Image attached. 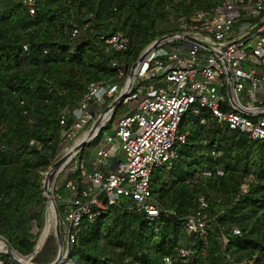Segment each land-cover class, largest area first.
<instances>
[{
	"label": "trees",
	"instance_id": "1",
	"mask_svg": "<svg viewBox=\"0 0 264 264\" xmlns=\"http://www.w3.org/2000/svg\"><path fill=\"white\" fill-rule=\"evenodd\" d=\"M27 1L0 0V236L22 256L33 252L44 227L43 174L55 162L63 131L73 123L70 113L87 86L109 81L122 87L111 60L129 69L149 44L175 33L180 18L217 2L167 9V0H34L31 16ZM75 28L79 35L73 38ZM110 32L122 33L128 51L104 52L99 37ZM200 116L203 125L191 113L182 118L178 133L186 143L178 146L170 168L156 169L151 177L155 204L175 215L149 219L131 211L128 201L110 205L102 197L105 209L93 221L83 216L70 245L75 264H236L250 259L264 264V142L228 133L205 110ZM103 131L79 154L88 170L92 155L87 148L94 159ZM205 171L212 176H204ZM69 180L76 181V174L68 171L53 191L60 219ZM200 194L209 201L204 240L183 229ZM97 211L92 206L90 213ZM234 228L240 235L233 234ZM56 245L51 235L34 262L49 264ZM189 248L194 257H178L180 249ZM0 261L12 264L7 255L0 254Z\"/></svg>",
	"mask_w": 264,
	"mask_h": 264
},
{
	"label": "built area",
	"instance_id": "2",
	"mask_svg": "<svg viewBox=\"0 0 264 264\" xmlns=\"http://www.w3.org/2000/svg\"><path fill=\"white\" fill-rule=\"evenodd\" d=\"M198 1L167 0V9ZM216 1L210 8L192 12L188 19L180 18L185 22L175 33L181 36L165 40L144 59L130 89L127 90L128 73L132 66L128 69L113 59L110 65L116 70V79L123 82L122 87L109 81L91 82L70 113L73 123L63 131V138L66 143H75L106 102L114 101L124 92L126 97L119 107L134 102L120 116L114 132L102 135L94 159L88 164L89 170L87 161L79 159L81 152L69 163L76 181L65 183L70 196L60 219L64 239L60 264H75L69 258L70 245L75 242L83 216L88 215L93 221L105 209L102 197L110 205L128 201L131 211L143 213L149 219L160 214L175 215L155 204L150 181L156 169L172 166L178 146L186 143V136L178 133L186 114L200 117L203 125L205 118L200 113L205 110L228 133L264 142V0ZM27 6L29 15H35L34 0H28ZM78 35L75 28L72 37ZM99 40L107 54L129 49L128 40L120 32L103 34ZM60 124L65 127V116ZM216 174L222 176V169ZM203 175L211 177L212 173L205 171ZM246 190L247 184H243L241 192ZM92 206L98 209L96 213H90ZM208 210L209 201L205 195H198L196 211L183 222L187 235L206 238ZM233 234L238 236L240 231L234 228ZM178 257L192 258L194 251L180 249ZM254 262L255 259H250L236 264ZM167 263L170 264L169 260Z\"/></svg>",
	"mask_w": 264,
	"mask_h": 264
},
{
	"label": "water",
	"instance_id": "3",
	"mask_svg": "<svg viewBox=\"0 0 264 264\" xmlns=\"http://www.w3.org/2000/svg\"><path fill=\"white\" fill-rule=\"evenodd\" d=\"M180 34L173 33L170 35H165L162 37L157 38L153 41L148 47H146L143 52L139 55L138 59L132 65V68L129 73L128 78V85L127 90L130 89L135 81L137 70L140 64L144 61V59L162 42L165 40H176L180 37ZM126 93H121L114 101H112L103 111L100 113L91 125L87 128L86 131V139L80 143H71L70 147L67 149L66 153L58 158L48 169L45 173L44 179L42 181V189H43V196L46 199V213H47V220L45 224V228L43 233L41 234L38 242L36 243L33 252L28 256H22L17 253L10 245V243L0 236V243L4 246V251H0V253L7 255L10 262L12 264H33L32 261L37 256V254L43 248L45 241L49 235L51 223H54V235L57 239L58 243V255L56 259L49 263V264H60V260L62 258V250L64 246V239L61 232L60 227V215L57 210V204L54 198L52 185L57 180L59 175L65 170V168L69 165V163L73 160V158L79 154L86 146H88L91 141L99 134L104 128L109 119L114 116L116 109L120 106L122 100L126 97ZM52 208L53 211V219L51 220L49 216V209ZM47 229V236H45L42 244L39 246L40 239L44 234L45 230Z\"/></svg>",
	"mask_w": 264,
	"mask_h": 264
},
{
	"label": "rangeland",
	"instance_id": "4",
	"mask_svg": "<svg viewBox=\"0 0 264 264\" xmlns=\"http://www.w3.org/2000/svg\"><path fill=\"white\" fill-rule=\"evenodd\" d=\"M183 22H185V21H184V20H183V21H179V22H178V23H179V26H180L181 24H183ZM179 26H178V27H179ZM149 45H150V44H149ZM149 45H148V46H149ZM148 46H147V47H148ZM129 73H130V69H129ZM129 73H128V76H129ZM111 102H112V100H111L110 102H106V104L104 105V107H103V109L101 110L100 113H102V111H103V110L108 106V104H110ZM133 105H134V102H130V104H129L128 106L120 107L119 110H118V112H117V114L115 115V117L113 116L112 119H111V121H110L111 124H110L109 130H108V129H107V130H104V131H103V134H106L108 131H112V132H114V130H115V128H116V123H117L118 119L120 118V116H121L123 113L127 112V111H128ZM124 109H125V110H124ZM86 131H87V129H86L85 131H83L82 133H80V134L78 135V139H79L80 137H82L83 135H85ZM70 144H71V143L63 142V145H62V147H61L60 150H59V154H58L56 160H57L58 158H60L62 155H64V154L66 153L67 149L70 147ZM87 151L90 153V155H92V160H93V154H94V151H93L91 148H87ZM62 152H63V153H62ZM56 160H55V161H56ZM68 166H69V165H68ZM68 166H67V167H68ZM67 167H66V168H67ZM66 168H65V169H66ZM84 169H85V168L83 167V170H84ZM68 171L70 172V169H69V168L66 169V171H65L64 174H63V176L60 177V175H59V177H58L57 180H56V184H55L54 187H53V191H54V189H57V188H58L59 184L64 180V176L67 174ZM44 176H45V173L43 174V179H44ZM63 195H68V197L70 196V194H69V192H68L67 190H64ZM66 200H67V199H66ZM66 200H62V202H63V203H66V202H67ZM55 201H56V200H55ZM45 203H46V202H45ZM47 217H48V216H47L46 209H45L44 227H43L41 233L39 234V236H38V238H37V240H36V243L38 242V240H39L41 234H42L43 231H44ZM36 232H37V230L34 229V233H36ZM51 235H54V223H53V222L51 223L50 232H49V235H48V237H47V239H46V241H45V244H46L48 238H49ZM54 237H55V235H54ZM55 239H56V237H55ZM56 243H57V239H56ZM45 244H44V246H45ZM35 245H36V244H35ZM44 246H43V247H44ZM53 248L55 249L56 254H55V256H53L51 262H53V261L56 259L57 255H58V249H59V248H58V243H57V245H56L55 247L53 246ZM42 249H43V248H42ZM42 249H41V250H42ZM0 254H2V253H0ZM2 255H4V254H2ZM51 262H50V263H51ZM32 263H33V264H38V263L34 262V260L32 261Z\"/></svg>",
	"mask_w": 264,
	"mask_h": 264
},
{
	"label": "bare ground",
	"instance_id": "5",
	"mask_svg": "<svg viewBox=\"0 0 264 264\" xmlns=\"http://www.w3.org/2000/svg\"><path fill=\"white\" fill-rule=\"evenodd\" d=\"M85 139H86V134L83 135L82 137H80V138L75 142V144L80 143V142L84 141ZM62 153H63V152H62ZM55 183H56V181L53 183V185H52V189H53ZM48 213H49V216H50V218H51V220H52V219H53V211H52V208L49 209ZM47 229H48V228H46L44 234L42 235V237H41V239H40L39 246L42 244V242H43L45 236H47ZM4 250H5V249H4V246L0 243V251H4Z\"/></svg>",
	"mask_w": 264,
	"mask_h": 264
}]
</instances>
